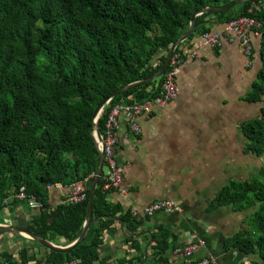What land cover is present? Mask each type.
<instances>
[{"label":"trees","instance_id":"trees-1","mask_svg":"<svg viewBox=\"0 0 264 264\" xmlns=\"http://www.w3.org/2000/svg\"><path fill=\"white\" fill-rule=\"evenodd\" d=\"M238 0H0V211L20 202L15 192L25 185L45 207L32 217L27 228L33 233L65 244L82 232L91 186L101 160L94 137L95 111L104 99L132 83L153 77L166 61L171 47L190 28L194 15L206 8L222 7ZM255 0L229 10L196 17L190 42L212 31L211 19L227 24L248 16L262 23V68L245 99L262 103L260 115L242 125L247 138L245 151L264 156V4L249 12ZM240 10L236 13L233 10ZM164 76L111 99L99 118L104 130L110 105L122 101H145L158 96ZM264 163L251 179L232 180L221 187L212 206H230L249 211L242 228L228 237L235 247L264 264ZM90 177L87 198L79 203L63 202L51 208L50 185L71 183ZM12 199L7 203L6 198ZM27 204V202H25ZM92 223L85 238L68 252L46 251L36 257L25 246L16 258L0 252V264H93L103 233L124 222L129 234L138 231L142 219L113 204L100 180L94 197ZM116 218H119L116 219ZM8 232H14L9 231ZM148 259L169 262L167 252L177 237L159 225L152 232ZM136 243L137 238L129 236ZM129 258L131 264L144 259Z\"/></svg>","mask_w":264,"mask_h":264},{"label":"crops","instance_id":"crops-1","mask_svg":"<svg viewBox=\"0 0 264 264\" xmlns=\"http://www.w3.org/2000/svg\"><path fill=\"white\" fill-rule=\"evenodd\" d=\"M210 21L212 31L225 29L226 24ZM200 37L181 46L186 54H190ZM251 40L252 57H247L238 42L224 37L218 48L206 47L198 57L187 58L177 75L178 97L162 107L154 104L153 112L138 116L141 132L133 131L123 118L116 157L124 168L127 192L111 190L106 193L108 200L131 212L157 200L171 199L180 210L144 216L133 235L125 224L122 226V221L114 224L104 231L98 247L99 258L93 264H131L129 258L140 254L135 245L143 248L144 253L150 239L148 232L152 234L159 225L177 236L167 252L169 262L164 264L183 262L182 254L176 251L187 244L189 236L200 241L193 259L211 255L218 264H249L258 259L257 255L228 247L226 243L228 237L242 228L249 211L211 205L222 186L242 180L237 175L246 172V159L251 167L252 154L245 151L247 138L242 125L261 113L262 103L245 99L262 68L261 31L252 33ZM107 171L103 169L102 174ZM69 195V186H50L49 206L69 202ZM37 212L20 202L12 211L7 207L0 211L5 219L0 224L27 228ZM129 236L137 238L136 243L128 241ZM49 241L58 246L68 245L55 238ZM25 246L36 257L46 253L34 239L1 229L0 252L17 258ZM67 264L78 263L72 260ZM144 264L154 263L147 257Z\"/></svg>","mask_w":264,"mask_h":264},{"label":"built area","instance_id":"built-area-1","mask_svg":"<svg viewBox=\"0 0 264 264\" xmlns=\"http://www.w3.org/2000/svg\"><path fill=\"white\" fill-rule=\"evenodd\" d=\"M263 4L264 0H255L249 12L252 13L261 10ZM262 26V23L254 18L240 16L227 23L223 31H208L201 34L199 41L193 45V49L189 55L186 54L182 48L179 51H176L177 48L175 49L166 71L163 74L164 80L157 97L145 101H122L110 105V111L106 117L104 130L101 131V137H98L94 132L100 156L101 153L104 154V165L108 166V171L101 176L102 190L105 193L111 190H120L122 193L127 192V188L124 186V168L120 165L116 157V146L120 140L119 132L123 118L133 131L136 133L141 132V126L137 122L138 116L153 112L155 109L154 104L162 107L178 97L177 75L187 58L193 59L198 57L200 50L206 47L211 49L218 48L224 37L228 38L229 41L238 42L243 47L247 57H252L253 45L251 34L260 31ZM110 101L107 104H109ZM91 177H95V175L93 174ZM89 180L90 177H87L68 185L70 187V195L68 198L70 203H79L87 198V183ZM13 198L16 202H27L29 207L35 210H40L45 207L44 202L40 198L27 192L25 185H22L17 192H15ZM11 199L12 196L6 198L5 202L7 203ZM179 210L180 207L174 200L164 199L154 201L145 206L142 210L132 209L131 213L137 219H141L144 216H150L159 211L173 213ZM199 245V240H195L193 237L189 236L187 244L176 251L178 254H182L184 259L183 262L179 264H218L211 255H207L200 259H193V255ZM73 263H76V261L73 260Z\"/></svg>","mask_w":264,"mask_h":264},{"label":"water","instance_id":"water-1","mask_svg":"<svg viewBox=\"0 0 264 264\" xmlns=\"http://www.w3.org/2000/svg\"><path fill=\"white\" fill-rule=\"evenodd\" d=\"M247 0H238L236 2H233L231 4H228L226 6H222V7H213V8H206L198 13H196L194 15V17L192 18L191 24H190V28L188 29V31L179 38V40L171 47L169 55L166 59V61L164 62V64L162 65V67L160 68V70L158 71V73H156L153 77L147 79V80H143V81H139V82H135L132 83L126 87H123L117 91H115L108 99H104L101 104H99V106L96 108L95 111V130L94 132L96 133V135L98 137H101V129H100V125H99V118L103 112L104 106L113 98H115L116 96L122 94L125 91L140 87L142 85H145L147 83H150L156 79H158L159 77L163 76V74L166 71V68L170 62L171 57L173 56L175 49L184 41H186L192 34V32L194 31L195 28V22H196V17L200 16L204 13H208V12H219V11H225V10H229L233 7H236L238 5H240L241 3L245 2ZM103 169H104V154L101 153V160H100V164L98 167V170L95 174L92 186H91V192H90V196H89V200H88V209H87V215H86V220L82 229V232L80 233L79 237L73 241L72 243L66 245V246H58L54 243H52L51 241H49L46 238H43L35 233H33L32 231H30L28 228L20 226V225H3L0 224V231L1 229H5V230H10V231H14L17 233H22L23 235H26L32 239H34L35 241L39 242L41 245L47 247L50 250H54V251H61V252H68L70 250H72L75 246H77L84 238L85 235L88 231V229L90 228V226L92 225L93 222H95L96 220H98L100 217H95L94 219H92V215H93V205H94V197H95V193H96V188L100 182L101 179V175L103 173ZM119 219V218H116ZM122 226L124 224V222L122 221ZM150 235V239L149 242L146 245V248L144 250V260L141 262V264H144L147 257H148V250L149 247L153 241V236L151 234V232H148ZM140 234H138L139 236Z\"/></svg>","mask_w":264,"mask_h":264},{"label":"rangeland","instance_id":"rangeland-1","mask_svg":"<svg viewBox=\"0 0 264 264\" xmlns=\"http://www.w3.org/2000/svg\"><path fill=\"white\" fill-rule=\"evenodd\" d=\"M234 12L237 11V8L233 10ZM238 157V156H237ZM248 160L246 159V172H241V174L237 175V177L243 179H251L254 178L257 175V172L260 171L261 165L264 163V156H257L252 154L251 159H250V165L249 167L247 165ZM104 170L107 171L108 167L105 166ZM261 179H264V176L260 177ZM4 217L1 216L0 214V221H4Z\"/></svg>","mask_w":264,"mask_h":264}]
</instances>
